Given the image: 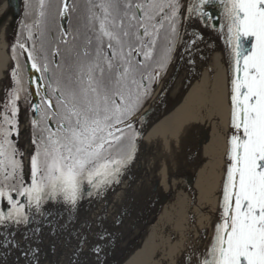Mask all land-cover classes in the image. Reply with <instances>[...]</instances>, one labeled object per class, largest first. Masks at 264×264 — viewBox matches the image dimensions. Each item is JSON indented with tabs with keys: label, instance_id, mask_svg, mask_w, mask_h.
Here are the masks:
<instances>
[{
	"label": "snow or ice",
	"instance_id": "obj_1",
	"mask_svg": "<svg viewBox=\"0 0 264 264\" xmlns=\"http://www.w3.org/2000/svg\"><path fill=\"white\" fill-rule=\"evenodd\" d=\"M22 2L0 88V264H51L64 246L68 264H104L107 206L96 220L83 206L107 201L136 163L140 113L181 53L194 65L221 38L231 53L221 204L212 239L184 264H264V0Z\"/></svg>",
	"mask_w": 264,
	"mask_h": 264
},
{
	"label": "bare ground",
	"instance_id": "obj_2",
	"mask_svg": "<svg viewBox=\"0 0 264 264\" xmlns=\"http://www.w3.org/2000/svg\"><path fill=\"white\" fill-rule=\"evenodd\" d=\"M16 7L17 4L13 0H0V88L5 83L6 71L11 63L9 32ZM209 43L215 45L213 51L208 50ZM201 51L204 55L196 59L195 64L186 72L185 83L146 125L139 156L127 177L113 192L108 193L107 201L99 205L86 204L82 208V219L96 220L99 212L107 206V219L103 227L109 228L113 237L104 246L106 249L122 236H129L124 247L112 252L113 256L107 264H172L176 258L175 252L180 248L183 239L191 230L190 236H193L194 231L195 238L204 224L207 227V215L211 212L213 214L212 201L215 193L213 189L209 190V185L212 180H218V174H214L221 171L225 165V129L229 119L228 67L222 38L213 42L206 40L201 46ZM197 128L199 135L196 139L201 142L207 139L206 143H201L200 149H196L198 145L195 146L200 159L206 160L199 182L192 178L190 186L186 185V192L183 179L165 181L163 177L167 176L170 167L168 165V169L164 170L160 178L163 180H160L161 189L158 190L162 193L160 201H157L158 209L149 218L145 232L139 234L137 225L130 230V226L124 223L125 219L129 218L140 200L149 195L154 196V181L159 168L168 162L171 164L170 156L175 147L178 143L189 144V132ZM180 173L182 175V172ZM208 192H212V195L207 197ZM197 211L200 217H205V221L189 229L188 225L194 221ZM114 221L118 226H114ZM175 226H179L181 230H175ZM64 247L63 255H54L52 263L56 264L59 259V262L65 261V264H68L71 249ZM86 247L87 245L85 250ZM54 251L59 253L60 249ZM106 256L107 251L102 259Z\"/></svg>",
	"mask_w": 264,
	"mask_h": 264
},
{
	"label": "water",
	"instance_id": "obj_3",
	"mask_svg": "<svg viewBox=\"0 0 264 264\" xmlns=\"http://www.w3.org/2000/svg\"><path fill=\"white\" fill-rule=\"evenodd\" d=\"M16 4V10L13 13V21L15 20L16 23L12 24L11 28H10V32H9V37H15V33L17 31V25H19L23 13H24V9H25V4L22 2V0H13ZM223 40V38H222ZM206 42V41H205ZM224 47H225V52H226V59H227V67H228V102H229V78L231 75V53L227 47V45L225 44L224 40ZM202 46V44H201ZM215 45L213 43H209V47L208 50L213 51ZM182 55V59L179 60L178 63H175L174 68H169L168 69V75L164 78L163 81H161L159 87L156 89L153 97L151 98L150 102L148 103V105L143 109V111L141 112L140 116L144 119V123L142 125V127H146V125L153 119V117L172 99V97L175 95L176 91L178 90V88L180 86H182L185 83V74L186 72H188L189 68L192 67L193 65H189L187 63V60L189 59L188 54L185 53H181ZM213 67V65H212ZM217 70L215 69L214 72H216ZM167 85V87L165 86ZM147 113V116L145 117L144 114ZM230 132V128H229V119H228V123H227V127L225 129V148H224V153H223V159H224V168H222V170L219 172H215L217 175L218 174V180L214 179L210 182V189L208 187L209 190L213 189L214 193H215V197L213 199V206H212V210H213V214L209 213L207 216L208 219V224L206 227V224H204L203 229L201 230L200 233H198V235L194 238V231H193V236L191 234L187 235V237H185L182 241V243L180 244V248L175 252L176 258L174 259V262L172 264H184V258H185V253L188 252L189 249L192 248H201V247H207L208 245V241L212 239V233H213V225L214 223H216V217H217V213L219 211V207L221 204V194H222V186L224 183V178H225V167H226V150H227V143H226V139H227V135ZM168 165L171 166V164H166L165 166H161L159 168V172L157 173V178L155 179V186H154V190H156L159 182H160V178L162 177L161 175L164 173V170L168 169ZM214 167V164H213ZM159 176V177H158ZM213 176V177H214ZM212 192H208V194L206 195L211 196ZM150 195L146 198H149ZM146 199L144 200H140L139 203H137L136 207H135V212H138L139 216H137V220L136 222H133V224L130 225V230L131 228L135 227L136 225L138 226V228H141V222H140V218L143 216V212H145L146 210V205H145ZM200 209V207H199ZM198 209V210H199ZM205 221V217H200L198 215V211L197 214L194 218V221H191L190 224L188 225L189 229H191L192 227H195V225L197 224H201ZM207 231V236L202 238V234ZM129 236H122L120 238L119 241H115L114 245H110V249L109 251H107V256L106 258H103L102 260L104 261V264L107 260L111 259L113 256V251H117L120 249V247H124L127 244ZM192 245V246H191ZM191 246V247H190ZM113 247V249H112ZM112 251V252H111ZM178 252H180V255H178ZM190 254V253H189Z\"/></svg>",
	"mask_w": 264,
	"mask_h": 264
},
{
	"label": "rangeland",
	"instance_id": "obj_4",
	"mask_svg": "<svg viewBox=\"0 0 264 264\" xmlns=\"http://www.w3.org/2000/svg\"><path fill=\"white\" fill-rule=\"evenodd\" d=\"M58 0H53V3H57ZM31 3L33 5V7L36 6V4L38 3V0H31ZM10 55V67L12 64V56L9 52ZM9 67V68H10ZM8 68V69H9ZM4 85H6L7 83H9L7 76H5V81H4ZM3 85V86H4ZM199 133H198V128L197 129H193L191 130V132H189V144H184V143H178V145L175 147V151H173L171 157V166L169 167V170L167 172V176L163 177V179L166 181L171 182L173 179L179 178V179H183L185 181V188H186V192L188 191L187 186H190V180L192 178H195L197 180V183L199 182V178H200V173L202 172V168L203 165L205 164V161L202 160V158L200 159L198 151H195V146L196 149H200V145L201 143L204 144L207 142V139H203L202 142L200 139H196V137L198 138ZM198 140V142H197ZM197 142V143H196ZM182 172V175L181 173ZM162 179V180H163ZM161 180V181H162ZM159 182L156 190H153V195L154 196H150L149 198H146V210L145 212H143V216L140 218V222L142 223L138 228V233L139 234H143L146 230V227L148 226V221L149 218L154 214V212L158 209V200L160 201L161 195L162 193H160L158 190L161 189L160 188V183ZM187 185V186H186ZM162 192V191H161ZM134 211L131 212V215H129V218L125 219L124 223L128 226H130V224H133V222H136L137 220V216H139L138 212H135L137 210H135V208L133 209ZM175 230L180 229L181 228L179 226H175L174 227ZM110 247L108 246L107 249L105 248V251H109ZM113 249V247H112ZM87 250V247H86ZM112 252V251H111ZM111 259L107 260L105 262V264H107L108 262H110ZM46 264H48V262H46ZM51 264H55L52 263ZM59 264H65L64 262H59Z\"/></svg>",
	"mask_w": 264,
	"mask_h": 264
},
{
	"label": "flooded vegetation",
	"instance_id": "obj_5",
	"mask_svg": "<svg viewBox=\"0 0 264 264\" xmlns=\"http://www.w3.org/2000/svg\"><path fill=\"white\" fill-rule=\"evenodd\" d=\"M24 15H25V10H24V13H23V16H22V20H23V18H24ZM20 24H21V26H22V21H20L19 25H20ZM15 34H16V35H15L16 38H15V37H12L13 40H14V39H22V37H20V36L17 35V31H16ZM10 43H11V44H10V46H11L12 43H13V41L11 40ZM11 55H12V63H13V59H14V57H13V54H12V53H11ZM16 55L19 56V62H20L21 65H23L24 62H25V57H24L23 55H20L19 48L16 49ZM27 81H28V72H27V69H25V84H27ZM160 83H161V82H160ZM157 88H158V87H157ZM157 88H156V89H157ZM156 89H155V91H156ZM155 91L152 93L151 98L153 97ZM151 98L148 100V102H147V104L144 106V108L148 105V103L150 102ZM140 114H141V113H140Z\"/></svg>",
	"mask_w": 264,
	"mask_h": 264
},
{
	"label": "trees",
	"instance_id": "obj_6",
	"mask_svg": "<svg viewBox=\"0 0 264 264\" xmlns=\"http://www.w3.org/2000/svg\"><path fill=\"white\" fill-rule=\"evenodd\" d=\"M24 10H25V9H24ZM21 21H22V19H21ZM20 25H21V24H20ZM15 35H16V34H15ZM15 38H16V36H15ZM11 40L13 41L12 37H9V49H10V47H11V46H10V44H11V43H10ZM9 52H10V51H9ZM10 54H11V53H10ZM11 56H12V55H11Z\"/></svg>",
	"mask_w": 264,
	"mask_h": 264
}]
</instances>
